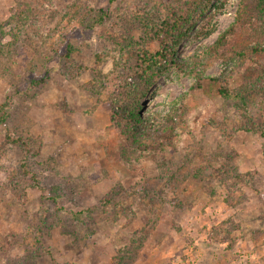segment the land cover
<instances>
[{"label":"rangeland","instance_id":"374dc122","mask_svg":"<svg viewBox=\"0 0 264 264\" xmlns=\"http://www.w3.org/2000/svg\"><path fill=\"white\" fill-rule=\"evenodd\" d=\"M184 3L0 0V264H264V53L213 48L238 0L189 11L172 60L135 86V130L110 118Z\"/></svg>","mask_w":264,"mask_h":264},{"label":"trees","instance_id":"16d2710c","mask_svg":"<svg viewBox=\"0 0 264 264\" xmlns=\"http://www.w3.org/2000/svg\"><path fill=\"white\" fill-rule=\"evenodd\" d=\"M210 0H185L184 13L182 11H172L169 16L162 19L152 30L153 35L159 41V49L151 52L142 47L136 54V64L127 75L122 79V89L116 99V109L112 107V115L110 118L113 125L120 131L135 130L136 122L133 120L130 109L139 108L134 98L138 83L145 80L149 72L159 71L164 68L163 61H171L175 46L187 35L190 24L187 23V16L190 10H195L201 4L206 7ZM14 15L22 26L23 24L32 25L34 23V13L30 6L24 8L18 7ZM102 11V10H99ZM102 15V14H101ZM100 15V16H101ZM92 16L89 22H92ZM95 25V23L93 24ZM0 33L2 34V25L0 23ZM264 0H238V5L234 14L233 22L218 36L214 43V52L219 55L227 53L235 54L241 57L249 55L250 60H254L257 56L264 53ZM11 43L4 44L0 40V55L6 56L7 51H11ZM125 73V74H126ZM44 78L38 80H30L33 85L39 84ZM218 88V93L225 99L238 97L237 92H232L226 83H222ZM223 84V85H222ZM5 120L0 115V123ZM3 143H18L22 139L20 136H13L9 131H5ZM153 152L161 151L159 145L147 146ZM160 149V150H159Z\"/></svg>","mask_w":264,"mask_h":264}]
</instances>
